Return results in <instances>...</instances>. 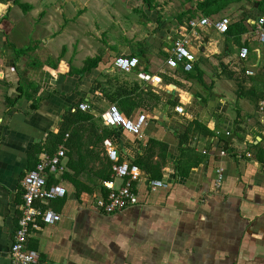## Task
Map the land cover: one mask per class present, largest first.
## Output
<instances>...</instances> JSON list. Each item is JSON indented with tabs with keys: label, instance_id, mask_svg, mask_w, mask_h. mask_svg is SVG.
<instances>
[{
	"label": "crops",
	"instance_id": "obj_1",
	"mask_svg": "<svg viewBox=\"0 0 264 264\" xmlns=\"http://www.w3.org/2000/svg\"><path fill=\"white\" fill-rule=\"evenodd\" d=\"M22 4L0 3V264H13L25 176L52 155L49 136L77 111L93 119L75 121L73 147L59 146L66 171L49 175L67 194L40 204L62 220L42 225L27 243L42 264H264V42L257 31L264 0ZM105 13L115 20L111 30L97 20ZM203 18L210 24L190 28ZM223 18L230 29L219 33L214 24ZM180 40L196 56L190 72L167 64ZM120 56L138 58V68L120 71ZM141 72L162 80L145 82ZM110 105L133 121L145 114L141 134L105 125L100 115ZM218 128L234 139H222ZM105 134L120 162L135 164L150 141L166 145L151 160L162 163L165 155L155 180L167 187L152 192L151 174L136 165L140 205L112 215L98 209L96 200L107 195L102 183L109 173L113 179V162L97 143Z\"/></svg>",
	"mask_w": 264,
	"mask_h": 264
},
{
	"label": "built area",
	"instance_id": "obj_2",
	"mask_svg": "<svg viewBox=\"0 0 264 264\" xmlns=\"http://www.w3.org/2000/svg\"><path fill=\"white\" fill-rule=\"evenodd\" d=\"M208 24H210V21L206 18L200 21L190 20L189 22L192 30L199 25ZM230 24L231 20L229 18H223L215 22L214 26L219 33H226L230 29ZM257 31L260 34V40L264 42V17L259 19ZM248 54L249 50L243 48L240 52V57L246 59ZM195 61L196 56L188 49L187 42L180 40L174 43L173 57L167 61V64L171 68H177L182 65L186 72H190L194 68ZM139 64L140 60L136 57L120 56L115 59V67L126 73L138 68ZM138 77L145 82L154 84H159L162 80L160 77L151 76L143 72L139 73ZM79 108L84 111L91 109L88 103L80 104ZM261 109H264V103ZM177 111L181 113L183 108L177 107ZM100 117L105 125L121 128L134 135H140L146 123L145 114L140 115L136 121H133L125 118L116 105H110L108 109L101 113ZM104 146L109 159L113 162V179L102 183L107 195L96 200V207L106 214L112 215L140 205L135 184L141 180L142 173L139 167L133 163L120 162L119 151L112 140H105ZM65 157L66 152L63 147L53 156H42L35 169L31 170L22 182L24 188L22 212L10 250L13 264H42L39 253L29 250L27 243L33 232L40 230L42 225L52 226L62 220V215L59 212L50 208L44 209L40 204L51 203L66 196L67 189L61 182H57L52 186L48 185L50 174L59 178L66 171L63 163ZM114 178L124 180V184L117 187ZM165 187L167 185L160 180H152L149 186L152 192Z\"/></svg>",
	"mask_w": 264,
	"mask_h": 264
},
{
	"label": "trees",
	"instance_id": "obj_3",
	"mask_svg": "<svg viewBox=\"0 0 264 264\" xmlns=\"http://www.w3.org/2000/svg\"><path fill=\"white\" fill-rule=\"evenodd\" d=\"M9 1H13L15 4L20 5L21 7H27V5L22 4V0H0V2H5V3H8ZM27 9H29V7ZM94 65H95V63L92 66H94ZM112 100L115 101V99H113V98H112ZM90 119H93V116H90L89 114L81 112V111L69 113L64 118L63 122L61 123L59 132L57 134H52L49 136L50 141L53 143L51 156H53L56 151L58 152V150L60 149L59 146L65 145L66 147H70V148L73 147V145H74L73 139L75 138V135L77 134V132L79 130V128L75 126L76 120H77L76 121L77 123H81V122H87ZM189 125H190V127H193L195 131L201 130V131L205 132L206 134H208V132H209L203 125H201L198 122H192V123H189ZM196 132H198V131H196ZM236 133H238V135H240V133H241L240 128L236 129ZM67 135H69L68 138H66ZM188 137L189 136H184V138H183L184 143L188 142V139H187ZM107 138H108L107 134L100 136L98 138L97 143L103 144L104 140ZM156 148L165 151L166 145L161 144L160 142L150 141L147 145L145 156L138 158L136 160V163L134 164V165H138L142 170L150 173L151 177H152L151 180H155V179L160 177L159 173H160L162 167L165 165V155L164 154L161 157L159 156V158L162 159V163L153 164L151 159H154ZM80 155H81V159H83V160H88V158H89L88 153L86 155H83L80 153ZM111 168H112V165H111ZM105 179L106 180L110 179V173L105 177ZM55 183H57V181L55 182V180H53V177H51L50 181L48 180L49 186H52ZM106 192H105V194H106Z\"/></svg>",
	"mask_w": 264,
	"mask_h": 264
},
{
	"label": "rangeland",
	"instance_id": "obj_4",
	"mask_svg": "<svg viewBox=\"0 0 264 264\" xmlns=\"http://www.w3.org/2000/svg\"><path fill=\"white\" fill-rule=\"evenodd\" d=\"M24 1H26V0H24ZM106 1H108L110 3L112 1H116L118 3H121V1H124V0H106ZM1 8H3V7L0 5V9ZM37 16H39V14L38 15H35L36 20L39 19V17H37ZM65 18L66 19H69L70 17L69 16H66ZM97 20H98V22L101 21V24H102L103 28H105L106 30H111L112 29V26L114 25V21H115V20H112V18H110V20H109V16L106 13L102 17L98 15ZM120 36H122V35L120 34Z\"/></svg>",
	"mask_w": 264,
	"mask_h": 264
},
{
	"label": "water",
	"instance_id": "obj_5",
	"mask_svg": "<svg viewBox=\"0 0 264 264\" xmlns=\"http://www.w3.org/2000/svg\"><path fill=\"white\" fill-rule=\"evenodd\" d=\"M218 130L220 131V137L222 138V139H227L228 141H230L231 139L233 140L234 139V137H235V134L232 136H230V135H228L227 133H226V130L225 129H222V128H218ZM228 145V144H227ZM225 150H228V148L226 147L225 148Z\"/></svg>",
	"mask_w": 264,
	"mask_h": 264
},
{
	"label": "flooded vegetation",
	"instance_id": "obj_6",
	"mask_svg": "<svg viewBox=\"0 0 264 264\" xmlns=\"http://www.w3.org/2000/svg\"><path fill=\"white\" fill-rule=\"evenodd\" d=\"M9 2H11V1H9ZM0 3H2V2H0Z\"/></svg>",
	"mask_w": 264,
	"mask_h": 264
}]
</instances>
